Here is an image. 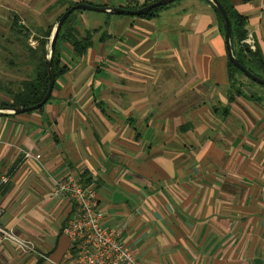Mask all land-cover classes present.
I'll return each instance as SVG.
<instances>
[{"label": "crops", "instance_id": "0c3cea01", "mask_svg": "<svg viewBox=\"0 0 264 264\" xmlns=\"http://www.w3.org/2000/svg\"><path fill=\"white\" fill-rule=\"evenodd\" d=\"M29 1L0 0V24L144 0ZM226 1L264 62V0ZM165 4L149 16L79 9L91 44L77 55L60 41L66 69L41 108L0 114V226L33 244L0 238V264H71L72 203L54 190L68 175L94 184L101 223L143 264H264V87L238 72L230 84L206 0Z\"/></svg>", "mask_w": 264, "mask_h": 264}, {"label": "built area", "instance_id": "2783aa9c", "mask_svg": "<svg viewBox=\"0 0 264 264\" xmlns=\"http://www.w3.org/2000/svg\"><path fill=\"white\" fill-rule=\"evenodd\" d=\"M241 42L254 48L253 38L246 33ZM35 156H38L35 154ZM7 175L0 173V186ZM54 190L65 194L71 201L69 216L61 226L71 243V264H143L131 247L119 237L116 228L104 226L95 208V187L91 182H81L73 176L54 180ZM0 206V212H1ZM0 238L14 242L21 251L33 250L28 238L20 237L10 229L0 226Z\"/></svg>", "mask_w": 264, "mask_h": 264}, {"label": "trees", "instance_id": "16d2710c", "mask_svg": "<svg viewBox=\"0 0 264 264\" xmlns=\"http://www.w3.org/2000/svg\"><path fill=\"white\" fill-rule=\"evenodd\" d=\"M149 1L150 0H144L142 3L133 2V5H129L126 7H136V6L142 5ZM206 1L210 5L213 12L215 13L219 21V24L223 29V23H222V19L220 17L219 12L208 0ZM219 1L224 7V10L229 19L230 39H231V45H232V49H233V53L235 57L242 65L247 67L249 70H251L255 74L264 78V76L256 73L253 70L255 67V68H258L260 71L264 72V62L262 60V57H261V54L258 48L254 47L253 49H250L247 45L241 42V39L246 34V28L244 26L245 21H246V16L239 13L230 2L226 0H219ZM89 3L93 4L92 2H89ZM164 5L166 4L164 3L161 5L154 6L151 9H149L146 13L140 14V15L141 16L152 15L157 8L162 7ZM78 10L79 9H73L71 12H69V14L62 21L60 28L57 31L55 41H54L52 58H51V67L53 71L54 81H55V78L66 69L65 64L60 62L59 47H58L59 42L62 40L67 41L69 45L71 46L73 52L77 55H80L81 53H83V51L91 44L92 31H94L95 29H84L81 33L78 31V28L74 20L72 21V17L74 16L75 12ZM60 12L56 14L55 18L60 14ZM107 13H110V12H107ZM15 24H18V23L15 22ZM48 26L49 25H47V27ZM22 29L23 27L21 28V31ZM44 32L46 33L45 29H44ZM42 38L39 41V45L41 47V50H39L40 54L35 57L36 62L33 68L34 76L29 79L20 80L18 89L11 92L10 100H0V105L24 106V105L32 104L36 102L43 94L46 88V83H47V72H46L45 58L43 54L44 38L43 39ZM28 49H30L29 51L31 55L33 56V49L31 48H28ZM235 72L242 73L236 66H234L227 59V76L231 82L230 84H232L234 80ZM53 85H54V82H53ZM40 108L41 106L35 109H40ZM0 114H4V113L0 112Z\"/></svg>", "mask_w": 264, "mask_h": 264}, {"label": "rangeland", "instance_id": "374dc122", "mask_svg": "<svg viewBox=\"0 0 264 264\" xmlns=\"http://www.w3.org/2000/svg\"><path fill=\"white\" fill-rule=\"evenodd\" d=\"M87 10L93 11L92 9ZM12 12L10 10L8 16ZM18 14L21 15L20 13ZM16 19L14 18L12 21L9 19V23L2 22L0 24V91L3 89L4 92L8 93L9 98L11 92L18 89L20 80L29 79L34 76L33 68L36 62L35 57L40 54L39 50H41L39 41L42 37H45L46 33L44 29L46 31L48 28L47 25H50L55 18L53 17L47 24L46 22L41 24L27 21L23 23L21 21L19 23L17 22L20 25L15 24ZM73 20L75 22V16L72 17ZM22 27L23 32L21 31ZM78 31L82 33L83 30L78 29ZM58 47L59 51H61L59 44ZM28 48L33 49V56ZM238 74L245 80H248L253 86L258 88L262 87L261 84L249 79L243 73L238 72ZM7 77L11 78L9 83L6 81Z\"/></svg>", "mask_w": 264, "mask_h": 264}, {"label": "water", "instance_id": "95a60500", "mask_svg": "<svg viewBox=\"0 0 264 264\" xmlns=\"http://www.w3.org/2000/svg\"><path fill=\"white\" fill-rule=\"evenodd\" d=\"M170 1L171 0H150L149 2H146L136 7H126V6H121V5H97V4H91L85 1H76L74 3L69 4L50 23V25L48 26L46 30V34L44 37V44H43L44 45L43 54H44L45 63H46L47 83H46V88L43 94L36 102L32 104H28L24 106L0 105V112H3L4 114H13V113L21 112V111L31 110V109H35L41 106L46 101V99L50 95L53 82H54V76H53V71L51 67V58H52V52L54 48L55 37H56L58 29L60 28L62 21L69 14V12H71L73 9H92V10H99V11L110 12V13L140 15V14L146 13L149 9H151L154 6L161 5V4L170 2ZM208 1L217 9L222 19L223 39H224V46H225L227 59L234 66H236L246 77L264 86V78L255 74L254 72L249 70L247 67L242 65L235 57L233 53L232 45H231V39H230V23H229L228 16L224 10V7L222 6L219 0H208Z\"/></svg>", "mask_w": 264, "mask_h": 264}]
</instances>
